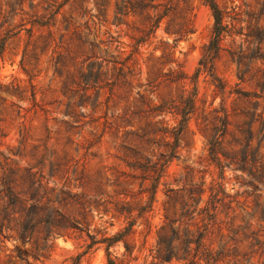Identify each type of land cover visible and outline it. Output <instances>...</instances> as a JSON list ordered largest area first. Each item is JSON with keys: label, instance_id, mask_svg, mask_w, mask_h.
<instances>
[{"label": "rangeland", "instance_id": "rangeland-1", "mask_svg": "<svg viewBox=\"0 0 264 264\" xmlns=\"http://www.w3.org/2000/svg\"><path fill=\"white\" fill-rule=\"evenodd\" d=\"M174 3L149 34L147 17L125 13L121 0H0V162L16 179L31 171L40 172L49 188L65 184L91 210L85 219L75 206L60 212L66 217L61 226L71 218L83 232L57 236L43 225L25 243L5 240L0 264H188L180 260L184 223L193 208L207 204L211 187L224 235L228 226L246 235L264 229V175L240 163L264 159V59L250 61L264 55V0H217L223 10L237 6L253 13L251 27L242 24L251 44L244 37L234 45L225 40L214 62L224 95L210 78H194L211 38L209 7L205 0ZM181 25L187 33L174 35ZM226 50L247 59L239 65ZM193 96V115L169 158L181 102ZM222 106L229 126L216 153L218 166L210 147ZM32 108L36 114L27 113ZM44 124L54 133L47 142ZM221 154H236L239 162L228 165ZM155 163L165 164L164 174L150 206ZM167 190L179 197L170 206ZM168 221L175 230L157 259L159 230ZM262 241H248L255 245L248 250L244 240L235 254L213 264H264ZM218 242L214 234L203 241L213 253Z\"/></svg>", "mask_w": 264, "mask_h": 264}, {"label": "trees", "instance_id": "trees-1", "mask_svg": "<svg viewBox=\"0 0 264 264\" xmlns=\"http://www.w3.org/2000/svg\"><path fill=\"white\" fill-rule=\"evenodd\" d=\"M179 0H121L122 9L125 13L132 12L133 14L138 12L139 15H145L150 23L149 34H152L160 22L172 14L175 8V3ZM184 1V0H182ZM4 3H7L4 1ZM206 5L209 7L213 19V26L211 31V38L207 46L203 50L202 58L198 62V68L195 73V79L200 75H204L206 78L211 79L212 85L217 88L223 95L225 93V85L223 82L216 77L214 74V62L220 56L221 52L224 51L222 43L225 40H229L231 45H234L235 38L244 37L243 43L247 47L251 44L252 36L250 34L242 33V24L247 23V28L252 25L253 13L249 11H242L240 7L234 6L231 10H223L218 4L217 0H205ZM243 7L249 8L246 2H243ZM244 17H248L249 20H244ZM33 26L36 22L32 20L29 22ZM184 25V24H183ZM179 26L178 30L174 32V35H181L182 33H187L184 31V26ZM31 30V29H30ZM170 35V33H168ZM263 43V38H261L259 44ZM231 60L238 61L239 65L242 61L247 59V56H243V53L232 52L231 50H226ZM264 59V55H259L253 60ZM196 97V94H194ZM194 96L184 99L181 104L183 107L179 110L181 120L179 122L180 127L176 131L174 145L169 146L168 154L169 158L176 153L178 135L187 127L188 122L191 119L194 111ZM36 105L33 106V108ZM164 109V105L160 106ZM29 109L27 113L33 111L36 114L35 109ZM216 121L219 127H216V134L211 141L210 147V157L211 160L218 166L221 165V159L218 157L217 150L222 146L221 138L226 134L229 122L228 113L226 108L223 106L217 111ZM243 114V112H242ZM43 131L45 133L44 141L47 142L52 138L54 134L47 126L44 124ZM241 135L246 134L244 130H239ZM225 161H229L228 165L237 164L239 160L236 159V154H221ZM242 166L248 167L255 173L264 175V159L262 157L253 156L247 159L244 157L240 161ZM5 163L0 162V244H3L5 240H10L13 237V241H30L31 237L37 233L38 228L41 226L48 225L51 233H55L59 236V232L71 231L72 233L83 232L78 226L81 225L80 222L74 221L75 224L71 225V218H68L69 225L61 226V220H65V215L60 214L62 210L67 209L68 206H75L78 212L81 211V215L86 218V214L91 210H86L87 207L81 202L83 196L77 194H71L70 191L65 190L67 186L63 184L60 188L47 186L44 177L40 172L27 171L25 177H20L16 179L14 175L5 168ZM164 165L157 163L152 166V184L148 193L150 194V206L154 203L157 187L160 179L164 174ZM242 172L244 170H241ZM211 195L208 199L207 204L202 208L198 209L197 206L193 208L192 212L188 215L189 221L185 222V227L183 230V237L180 243L183 245L182 253L183 256L181 261L188 260V264H198V262L203 261L204 264H213L219 259H224L226 257H231L237 251H235V246H238L242 241H247V249L255 247L251 242L256 240V238L261 237L263 239L260 242V247L264 245V229H258L254 233L239 234V231L234 230L232 226L225 228L227 235H224L221 223L218 222V209L215 204L217 200L216 188L211 187L209 189ZM205 193L201 190L198 194L199 199ZM167 205L171 203H176L179 197L173 192V190H167L165 194ZM227 210H231L230 207H226ZM197 217V218H196ZM260 217L264 221V209L260 212ZM58 218V219H56ZM184 221V220H183ZM174 222H166L159 230V240L158 249L156 250V258H162L164 255V246L167 234L174 232ZM131 226V224H130ZM245 227L244 229H246ZM37 229V230H36ZM130 228H127L123 234L118 235L112 239L111 243L120 241L121 237L125 233H128ZM10 233V236L4 233ZM71 233V232H70ZM215 235L219 238L217 245V251L212 252L204 247V239ZM89 237L88 234H86ZM241 236L242 241L237 240L236 237ZM96 242H91L87 249L89 250ZM194 244V248L191 245ZM111 245V244H110ZM234 245V247H233ZM125 253L130 255L129 247L125 244ZM199 250H201V256L199 257ZM232 252L233 254H231ZM251 254L255 253L256 250H251ZM202 258V259H201ZM236 255H234V258ZM108 264H116L113 260H108ZM237 263V260L234 262Z\"/></svg>", "mask_w": 264, "mask_h": 264}]
</instances>
